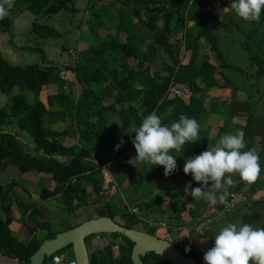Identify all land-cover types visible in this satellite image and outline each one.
Listing matches in <instances>:
<instances>
[{"label":"trees","instance_id":"trees-1","mask_svg":"<svg viewBox=\"0 0 264 264\" xmlns=\"http://www.w3.org/2000/svg\"><path fill=\"white\" fill-rule=\"evenodd\" d=\"M212 4L213 0H88L84 8L89 14L85 27L94 41L76 58L64 61L65 72L73 75L71 80L66 74L60 77V68L55 65L39 66L31 62L20 66L10 63L0 52V93L7 94L12 86L17 85L30 89L37 96L48 85H55L54 93L45 94V104H55L61 115L68 118L72 133V136H68L74 139L72 143L63 142L64 138L69 139L63 130L45 126L48 109L38 98L28 102L22 94L17 93L0 104V126L14 125L26 131L35 149V154L24 151L16 134L0 131V170L12 165L20 174L43 172L50 175L55 185L52 188L39 186L34 199H29L30 195H27L29 198L22 200V192L16 190V185L29 193L28 185L24 186L23 181L14 179L4 184L0 182V255L27 263L42 239L51 238L56 232L89 218H73L63 228L53 230L49 219L40 211L39 203L35 200L37 198L40 201L57 199L58 208L66 214L72 213L80 205L89 202L94 204V200L103 199L95 208L94 217L108 215L114 220L117 214L121 218V221L114 220L117 224L139 229L136 225L140 219L134 212L125 209L120 211L105 200L107 196H104L100 186V170L84 158L90 157L94 149L103 151L108 147L112 158L95 157L98 162H109L108 168L112 171L116 165L122 164L124 170L128 171L131 169L130 152H133L134 157L137 155L133 145L135 133L131 129L139 127L146 116L155 111L162 117V124L168 126L178 122L181 114L194 118L199 110L200 96L217 85V68L223 66L226 69L229 66L218 49L213 23L210 21V26H205L199 22L195 12L206 7L207 13L215 14L211 9ZM24 10L37 16H50L60 11L73 14L78 11L73 0H14V7L9 10V14L0 19V32L8 31L11 17ZM110 17L113 22L108 24ZM99 28L105 29L102 35L98 34ZM30 29L43 39L59 36L47 24L33 21ZM176 30L179 31L178 37L173 35ZM145 40L147 42L143 44ZM200 40L207 44L208 59L200 57ZM179 49L182 52L180 58ZM159 50L170 62L167 64L160 60L159 70L153 72L152 64ZM171 78L179 84H186L189 87L188 94L182 97L166 94ZM72 80L80 86L78 93H73ZM107 112L115 114L117 130L107 125ZM74 134L80 142L76 141ZM121 141L122 146L116 150L115 146ZM203 151L204 146H200L197 141L193 149L179 152L183 157L181 162L185 164L187 158ZM146 165L140 162L138 169L133 172L135 185L142 184ZM191 177L188 174L181 186L184 187ZM177 193V190L160 187L154 195L139 197L131 202L138 208L155 212L166 223L179 224L181 217L176 213L188 199L177 198ZM90 195L96 199L86 201ZM164 199H168V205L160 207L159 203L162 206ZM176 204L178 208H175ZM173 207L176 215H166L167 209ZM14 214L20 215L26 225L28 233L23 236V240H19L9 228ZM143 227L147 233H153L155 229L146 223H143ZM167 230L171 228L168 226ZM99 235L109 239L100 248L91 249L87 246L89 264H131L130 240L118 233ZM88 237L85 238L86 245ZM113 245L117 246L115 250L112 249ZM60 252L70 254V247L65 246L54 253ZM140 261V264H169L153 252L145 253Z\"/></svg>","mask_w":264,"mask_h":264},{"label":"crops","instance_id":"crops-1","mask_svg":"<svg viewBox=\"0 0 264 264\" xmlns=\"http://www.w3.org/2000/svg\"><path fill=\"white\" fill-rule=\"evenodd\" d=\"M231 2L232 0H213L211 9L215 14L206 12L202 15L198 12L203 13L206 7L195 11L199 22L207 27L210 26V21L213 23L218 49L229 64L226 69L223 66L217 68V85L207 89L200 96L199 110L194 115L201 126L198 141L200 146H204L205 151L208 147H216L218 140L224 134L242 130L248 142L245 150L255 147L260 154V163L264 169V13L259 22H247L231 9ZM198 47L200 56L208 59L210 55L205 41L200 40ZM259 90H262L261 93ZM193 146L194 143L186 144L187 149ZM24 174L31 175L32 178L21 177L20 181H23V185L29 186V193L20 186H16V190L22 192L20 198L37 194L39 186L47 187L37 179H43L48 184L52 181L50 175L43 172H25L21 175ZM232 178L236 181V185L228 188V191L234 193L236 202L231 210L223 212L218 203L212 205L204 200H195L189 196V193L188 201L176 213L181 215L180 223L166 224L171 228L170 237L175 235V240L180 238L181 242L183 240L186 243L185 249L190 247V252H187L185 256L195 255L196 259L193 261L196 264H205L204 253L214 246V236L227 224L251 223L254 227H264V170L257 182L251 186H247L238 175ZM211 184L212 182L209 181L208 186L211 187ZM193 185L201 186L192 177L188 178L182 189L185 187L191 189ZM241 196L244 199H241ZM46 200L40 203L44 205ZM163 202L168 205V201ZM40 203L39 209L42 206ZM171 210L174 209L171 208ZM50 212L51 210L45 214ZM191 213H193L192 218ZM174 214L175 210L173 216L176 215ZM205 216L211 219L208 227L202 234L194 233L193 226ZM154 221L150 219L148 225ZM18 226L9 224L12 233L19 240H23V236L27 235L28 231L25 232L23 227ZM174 227L179 229L175 231ZM159 230L162 234L163 230ZM180 247L183 248L181 245Z\"/></svg>","mask_w":264,"mask_h":264},{"label":"rangeland","instance_id":"rangeland-1","mask_svg":"<svg viewBox=\"0 0 264 264\" xmlns=\"http://www.w3.org/2000/svg\"><path fill=\"white\" fill-rule=\"evenodd\" d=\"M77 12L73 14H69L64 11H60L56 14L50 15V16H37L32 14L29 11H21L15 13L11 17V23L8 27V31L0 32V52L3 55L4 58H6L10 63L17 64L20 66H23L25 64L35 62L39 66L44 65H55L58 68H60L61 65H63L64 61H67L68 58H76L81 51H83L87 45L92 43L94 40L92 36L86 31L85 27V21L88 18L89 14L88 11L85 10V5L88 3V0H73ZM201 12L202 15L206 14V10L198 11ZM38 22L40 24H47L51 25L53 29H55L59 36L56 38H40L36 35H34L31 32V22ZM113 22V18L110 17L107 21L108 24ZM245 29V28H244ZM105 32V29H98V34L102 35ZM175 37L179 36V31L176 30L174 32ZM147 42L146 40L143 42V44ZM143 44L140 45V47L143 46ZM64 46V49L62 48ZM208 54V51L205 50ZM181 50H178V57H181ZM203 58L202 56H200ZM183 59V58H182ZM160 60L166 61L167 64H169V60L167 59L166 55L158 51V57L155 60V62L152 64V71L159 69V63ZM71 73V72H70ZM70 80L72 79L73 75L72 73L69 74V72L65 73ZM64 74V75H65ZM79 84L75 82V80H72V89L73 93H78ZM66 87H64V91H66ZM56 90L55 85H48L45 89L42 91H39L38 95L35 96L32 91L26 87L20 88L17 85L12 86L7 94L0 93V104L5 102L9 96L13 94L20 93L24 96V98L28 102L34 101L36 98L41 100L45 104V94L47 93H54ZM262 90H259L261 93ZM48 109V114L46 116V123L45 126L49 129H56V130H63L66 134V137L72 136L70 124L68 118H65V116L62 114L60 110H57V106L55 104L47 105L45 104ZM191 118V117H190ZM66 119V120H65ZM106 121L107 125L112 126L115 130L118 129V121L116 119V116L112 112L106 113ZM73 126V124H72ZM0 131H6L13 134H16L18 140L20 141V144L22 145V148L24 151L35 154V149L33 147L31 138L29 134L24 130H19L14 125H1ZM68 134L70 136H68ZM63 139V136H61ZM74 137L77 142H80L79 137L74 134ZM61 139V140H62ZM69 139L71 141H69ZM63 140V142H70L72 143L74 139L69 138ZM108 147L105 148V150H98L94 149L91 156L84 158V160L92 163L93 165H96V168L100 170L102 180L100 181V186L103 189L104 196H107L105 200L108 201V203L111 205V207L116 208L120 211H123L122 209H125L126 211L130 210L134 212V214L139 217L140 222L137 223L136 227L143 230L145 229L143 227V223L148 224V221L151 219L154 221V223L158 220H161L165 222L164 219L158 218L157 214L153 211L146 210L144 208H138L135 203L131 202L135 200L136 198L142 197L147 198L150 195H154L160 187L164 188L167 187L170 190L178 191L177 198H185L188 196L190 192L186 190V187L182 189L183 186V180L187 178L188 175H185L183 172L184 163L181 162L183 157L180 156L179 152L173 151L171 154L176 156L177 161V170L170 176L164 175V167L155 165H146L145 173L142 178V184L141 185H135L132 178H133V172L138 169L140 162H132L133 164L129 163V166L131 167L130 170L125 171L122 164L116 165L114 167V170H110L108 168L109 162L99 163L98 160L95 158H112V153L110 151H107ZM186 145L184 146L185 150ZM193 149V148H189ZM94 154H97L94 156ZM130 154L132 155V158H134L133 152ZM28 177L32 178L31 175H21L20 172L17 171V169L12 166L8 165L5 167V169L0 170V182L2 184L7 183L11 179H14L15 181L19 182L21 177ZM42 184H46L47 187H55L53 182L51 181L50 184H48L47 181L43 179H37ZM38 184V183H37ZM20 186V185H16ZM39 186V185H37ZM181 187V189H180ZM192 188L198 187V185L191 186ZM89 189V187H87ZM189 189V188H188ZM191 189H189L190 191ZM24 191V190H23ZM36 197V194L29 197H22L21 199H34ZM166 197V196H164ZM91 198L96 199V197L93 195L88 196L86 201H90ZM38 203L42 202L38 198L35 199ZM103 199H96L94 200V204L86 203L84 206H78L76 209L73 210L72 213H65L62 209L58 208V200L53 198H48L44 205L40 203L41 208L40 210L43 211V214L46 216L47 219H49V223L51 224V228L53 230H57L60 228H63L64 225L70 223L73 218L79 219L82 217H93L96 215V207L99 206L102 203ZM129 200V201H128ZM164 201H168L164 199ZM167 205V204H166ZM165 203L160 207H166ZM179 205H175V208H178ZM173 207V209L175 210ZM51 210L49 214H45V212ZM171 208L167 209L166 215H173V211ZM178 216H181L178 214ZM173 217V216H172ZM83 219V218H82ZM149 219V220H148ZM114 220L121 221V218L116 214L114 216ZM11 226L13 225H19L18 227H23V230L26 232L27 229L25 228L26 225L22 222V219L20 215H13L12 216V222L10 223ZM151 224V223H150ZM167 224V223H166ZM155 229L153 230V234L160 237V230L162 228H159L157 226H154ZM108 236V234H106ZM175 237V235H172ZM174 237H170L168 241H170L174 246H176L182 254H186L185 251V242L182 240L181 246L183 248H180L178 244H176L174 241ZM109 239V238H106ZM21 240V239H20ZM87 242V241H86ZM88 244V243H87ZM89 248L91 246L87 245ZM97 247V246H95ZM98 248V247H97ZM192 259H196L195 255L191 256ZM16 264V263H15Z\"/></svg>","mask_w":264,"mask_h":264},{"label":"clouds","instance_id":"clouds-1","mask_svg":"<svg viewBox=\"0 0 264 264\" xmlns=\"http://www.w3.org/2000/svg\"><path fill=\"white\" fill-rule=\"evenodd\" d=\"M13 7L14 0H0V19L6 17ZM230 7L244 21L259 22L264 13V0H232ZM200 127L195 118L185 114L168 126L162 124L161 116L152 112L139 127L131 129L135 133L133 145L137 155L129 163L163 166L164 175H172L177 170V161L171 153L183 152L187 143L197 142ZM122 143L115 146L116 150ZM247 143L245 133L237 130L221 136L216 147H208L199 155L187 158L183 172L191 174L193 180L201 184L190 191L186 188L191 197L212 205L225 203L230 195L228 188L236 185L233 176L238 175L247 186L255 184L264 169L257 149L245 150ZM185 251L190 252V247ZM60 259L55 257L53 264ZM203 259L205 264H264V227H254L251 223L227 224L214 236V246L204 253Z\"/></svg>","mask_w":264,"mask_h":264},{"label":"water","instance_id":"water-1","mask_svg":"<svg viewBox=\"0 0 264 264\" xmlns=\"http://www.w3.org/2000/svg\"><path fill=\"white\" fill-rule=\"evenodd\" d=\"M110 233L123 235L132 242L129 254L131 264H140V258L147 252L161 256L169 264H196L191 257L183 255L170 241L143 230L123 227L108 215L89 217L73 227L56 232L51 238L42 239L29 256L27 263L17 262L16 259L3 255L0 256L14 261L16 264H42L45 257L69 246L75 264H89V251L85 244V238L92 234ZM102 238L106 241L104 236Z\"/></svg>","mask_w":264,"mask_h":264},{"label":"built area","instance_id":"built-area-1","mask_svg":"<svg viewBox=\"0 0 264 264\" xmlns=\"http://www.w3.org/2000/svg\"><path fill=\"white\" fill-rule=\"evenodd\" d=\"M64 66H65V63H63V65L60 66V69H59V76L60 77H63V75L66 73ZM165 92H166V94H168L170 96L182 97V96L188 94L189 87L186 84H179L171 78L167 84ZM263 99H264V97H263ZM55 157L58 158V156H55ZM229 193H230V195H229V197L225 203H218L223 212H227V211L231 210V208L234 206V204L236 202V197H235L234 193H231V192H229ZM241 199H244V197L241 196ZM210 220L211 219L209 216H205L199 223L195 224L193 226L194 233L202 234L203 230L208 227ZM151 225L162 228L163 233L160 235V237H162L166 240L170 239V233L167 230L168 226L166 225L165 222L158 220L155 223H151ZM177 229H179V227H174L175 231ZM87 242L92 248H94L95 246H99V247L101 246L102 247L107 243V239L105 241V240H103L101 235L92 234L88 237ZM174 242L176 244H178V246L180 247V245H181L180 244V242H181L180 238L176 239ZM116 248H117L116 245L112 246L113 250H115ZM55 257H61V259L57 262V264H75V261H74L72 254L71 253L67 254V252H60V253H54L53 252L49 256H47L43 259L42 264H53ZM161 264H167V263L163 262Z\"/></svg>","mask_w":264,"mask_h":264},{"label":"bare ground","instance_id":"bare-ground-1","mask_svg":"<svg viewBox=\"0 0 264 264\" xmlns=\"http://www.w3.org/2000/svg\"><path fill=\"white\" fill-rule=\"evenodd\" d=\"M0 264H15V262L0 256Z\"/></svg>","mask_w":264,"mask_h":264}]
</instances>
